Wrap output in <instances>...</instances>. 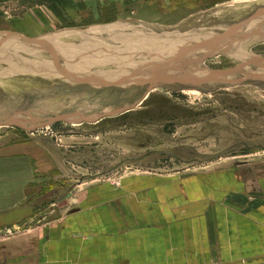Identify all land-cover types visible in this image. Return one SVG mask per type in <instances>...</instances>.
<instances>
[{
    "label": "rangeland",
    "instance_id": "1",
    "mask_svg": "<svg viewBox=\"0 0 264 264\" xmlns=\"http://www.w3.org/2000/svg\"><path fill=\"white\" fill-rule=\"evenodd\" d=\"M119 20L131 22L123 34L69 33L66 48L0 43V169L31 173L36 224L99 182L264 160V0H0V34ZM180 47L194 59L214 49L188 67ZM152 55L165 62L148 66Z\"/></svg>",
    "mask_w": 264,
    "mask_h": 264
},
{
    "label": "crops",
    "instance_id": "2",
    "mask_svg": "<svg viewBox=\"0 0 264 264\" xmlns=\"http://www.w3.org/2000/svg\"><path fill=\"white\" fill-rule=\"evenodd\" d=\"M130 24L20 35L73 32L85 40L118 36ZM62 41L49 43L66 48L73 40ZM14 165L0 169V264H264V160L99 182L68 194L61 220L38 224L31 173Z\"/></svg>",
    "mask_w": 264,
    "mask_h": 264
},
{
    "label": "water",
    "instance_id": "3",
    "mask_svg": "<svg viewBox=\"0 0 264 264\" xmlns=\"http://www.w3.org/2000/svg\"><path fill=\"white\" fill-rule=\"evenodd\" d=\"M136 25V24H135ZM68 33H73V32H68ZM62 33H58V34H54V35H51L50 37H54V36H57V35H61ZM10 37H17V38H23V37H21V36H18V35H16V34H12V33H6V34H0V43H4L5 41H6V38H10ZM49 37V36H48ZM28 42H31V41H28ZM33 42H40L41 44L42 43H49V42H47V41H45V37L44 38H42V39H39V40H34ZM197 47H194V49H196V48H198L199 49V47L200 48H202V46L200 45H196ZM168 47H170L169 45H168ZM170 48H172V47H170ZM178 48V47H177ZM230 48V46H228V47H225L224 49H221V51L220 52H217L215 55L213 54V56H212V49H214V48H209V49H205L206 50V52H204V54H201V57H198V58H196V59H194L193 58V56H195V54H193V53H191V52H188V50L185 48V49H183L182 47H180L179 49H181V51L182 50H184L183 52H181V53H178V54H175L176 56H183V57H186L187 58V60H190V61H192L190 64H188V67H195V66H197V65H199L200 63H202L203 62V60L204 59H207L206 57L207 56H205V55H208V54H211V56H210V58H213V57H215V56H219V55H224V56H226V55H228V52H229V49ZM236 48V47H235ZM190 51H194L193 49H190ZM188 53H190V55L188 54ZM241 53V52H240ZM196 55H198V54H196ZM159 58V60H160V62H165V61H162L163 59H164V57L162 56H159V55H152L151 56V58H150V62L148 63V66H149V64L151 63H155V62H157L158 60H155L156 58ZM188 58H190V59H188ZM184 61H186V60H184ZM184 61H182V62H184ZM179 62H181V60L179 59V58H177V57H171V61H170V59H169V61H168V67H171L172 68V66H174L173 64L174 63H179ZM175 64V65H176ZM187 64V63H186ZM141 65H143V64H141ZM144 66V65H143Z\"/></svg>",
    "mask_w": 264,
    "mask_h": 264
},
{
    "label": "bare ground",
    "instance_id": "4",
    "mask_svg": "<svg viewBox=\"0 0 264 264\" xmlns=\"http://www.w3.org/2000/svg\"><path fill=\"white\" fill-rule=\"evenodd\" d=\"M96 30H99V29H96ZM93 31H95V29L93 30ZM71 34V33H70ZM64 35H69V33H62L61 35H57V36H54V37H45V41H47V42H50V40H56V39H62L63 38V36ZM72 104H73V102H72ZM45 106V105H44ZM134 106V105H133ZM131 109V108H130ZM126 111V110H125ZM34 112V111H33ZM42 113V112H41ZM38 115V114H37ZM119 115V114H118ZM30 116V115H29ZM95 116V115H94ZM89 119V118H88ZM95 119H97V118H95ZM50 120V119H49ZM72 120V119H71ZM70 120V121H71ZM75 121V120H74ZM94 122V121H93ZM97 122V121H96ZM92 123V122H91ZM88 124H90V123H88Z\"/></svg>",
    "mask_w": 264,
    "mask_h": 264
},
{
    "label": "trees",
    "instance_id": "5",
    "mask_svg": "<svg viewBox=\"0 0 264 264\" xmlns=\"http://www.w3.org/2000/svg\"><path fill=\"white\" fill-rule=\"evenodd\" d=\"M124 117V116H123ZM128 117V116H127Z\"/></svg>",
    "mask_w": 264,
    "mask_h": 264
},
{
    "label": "built area",
    "instance_id": "6",
    "mask_svg": "<svg viewBox=\"0 0 264 264\" xmlns=\"http://www.w3.org/2000/svg\"><path fill=\"white\" fill-rule=\"evenodd\" d=\"M10 233V232H9Z\"/></svg>",
    "mask_w": 264,
    "mask_h": 264
}]
</instances>
